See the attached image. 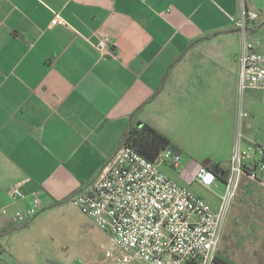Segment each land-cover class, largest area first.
Here are the masks:
<instances>
[{
  "label": "crops",
  "instance_id": "crops-1",
  "mask_svg": "<svg viewBox=\"0 0 264 264\" xmlns=\"http://www.w3.org/2000/svg\"><path fill=\"white\" fill-rule=\"evenodd\" d=\"M56 13L65 23L52 24ZM240 13V0H0V264H70L59 250L70 235L85 241L92 264H109V233L70 198L98 177L130 125L161 131V116L206 117L213 159L188 163L181 152L190 170L230 168L238 142L264 148V89L240 87ZM103 37L106 52L92 43ZM251 40L264 53V36ZM170 68L163 91L136 112ZM20 181L40 192L27 222L14 214L30 201L6 193ZM226 233L225 224L221 244ZM222 250L216 264H235Z\"/></svg>",
  "mask_w": 264,
  "mask_h": 264
},
{
  "label": "built area",
  "instance_id": "built-area-1",
  "mask_svg": "<svg viewBox=\"0 0 264 264\" xmlns=\"http://www.w3.org/2000/svg\"><path fill=\"white\" fill-rule=\"evenodd\" d=\"M240 0V16L234 22L243 38L240 58V87L264 89V53L248 37L249 23L259 18V11ZM65 23L56 13L52 24ZM93 45L102 52L110 48V38ZM241 112V116H246ZM162 162L179 168L182 180L206 189L219 186L221 179L207 164L194 170L182 165L180 153L167 148ZM264 148H242L238 142L231 159L230 173L224 181V193L218 196L217 208L171 178L160 163L148 159L133 146L123 145L98 177L75 192L70 201L97 225L109 233L113 247L106 252L109 264H216L228 211L242 185L243 178L264 182ZM24 181L6 190L13 201L28 199L26 213L18 210L14 220L27 222L40 210L38 189L25 192ZM2 214L7 208L0 209ZM118 249V254L114 252ZM3 246L0 244V252Z\"/></svg>",
  "mask_w": 264,
  "mask_h": 264
},
{
  "label": "rangeland",
  "instance_id": "rangeland-1",
  "mask_svg": "<svg viewBox=\"0 0 264 264\" xmlns=\"http://www.w3.org/2000/svg\"><path fill=\"white\" fill-rule=\"evenodd\" d=\"M248 5V7H256V10L260 9V18L254 22L258 24V28L252 34L249 32L248 37L263 41V3L261 0H250ZM244 92L245 94L249 93L250 96L252 95L248 89H245ZM262 93L261 96L257 97L260 98L262 107H264V91ZM201 118L203 119L200 124L195 121L188 122L177 112L167 120H164L163 116L158 120L157 125L161 131L168 135L172 145L181 150L183 161H188V163H203L213 159L214 139L208 132L211 125L206 117L201 116ZM160 168L171 178L177 181L181 180L177 168L170 163L161 162ZM259 178L264 182V173L260 172ZM186 185L192 192L215 208L219 205L218 196L222 195L225 189L223 181L211 190L197 183ZM226 228L227 238L221 244V247H223L222 257L233 261L235 264H264V184L246 178L243 179L237 196L230 205ZM75 239V235H70L68 243L64 244V250L62 244H59L60 252L68 257L70 264H92V257L86 250L85 241L81 238ZM106 250L108 251L110 248L108 247ZM117 252L118 249H116L114 255H117ZM57 263L62 264L59 260Z\"/></svg>",
  "mask_w": 264,
  "mask_h": 264
},
{
  "label": "trees",
  "instance_id": "trees-1",
  "mask_svg": "<svg viewBox=\"0 0 264 264\" xmlns=\"http://www.w3.org/2000/svg\"><path fill=\"white\" fill-rule=\"evenodd\" d=\"M170 72H171V68L162 77L160 85L158 89L155 91V93L151 96L149 100H147L144 104H142L136 112L141 111L148 102L158 97V95L164 89L165 81L167 77L170 75ZM125 144H129L133 146L141 154L146 156L148 159L154 161L155 163L162 162L163 152L167 148H171L173 151L177 153H181V150L176 146L172 145L171 140L164 133H162L161 131H159L154 126L148 123H144L141 127L130 125L124 133L121 147ZM210 168L218 175L221 181L224 182L228 179L230 168H225L221 166L220 163L212 162V161L210 162ZM258 182L262 184L260 181ZM25 225H28V223L24 224V226ZM222 264H231V263L223 260Z\"/></svg>",
  "mask_w": 264,
  "mask_h": 264
},
{
  "label": "water",
  "instance_id": "water-1",
  "mask_svg": "<svg viewBox=\"0 0 264 264\" xmlns=\"http://www.w3.org/2000/svg\"><path fill=\"white\" fill-rule=\"evenodd\" d=\"M139 125L141 126V122H139Z\"/></svg>",
  "mask_w": 264,
  "mask_h": 264
}]
</instances>
